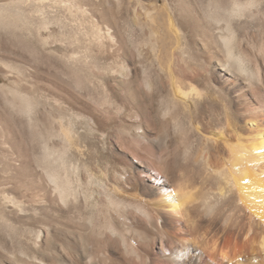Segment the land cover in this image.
Returning <instances> with one entry per match:
<instances>
[{
	"label": "bare ground",
	"instance_id": "1",
	"mask_svg": "<svg viewBox=\"0 0 264 264\" xmlns=\"http://www.w3.org/2000/svg\"><path fill=\"white\" fill-rule=\"evenodd\" d=\"M33 1L38 5L32 13L41 16L36 35L46 46L54 38L40 35L49 28L46 0ZM75 1L65 5L70 15H80V49L61 58L82 78L78 87L98 86L101 106L113 105L118 120L103 122L98 110L89 111L69 90L46 88L27 69L3 62L30 78V88L16 93L29 126L33 112L48 106L56 111V128L37 129L38 176L24 149L14 150L18 158L8 150L2 156L3 173L20 167L25 174L13 186L0 187V230L19 243L18 254L0 249V264H264V42L258 41L264 35V0H169L164 7L158 6L162 0H118V23L141 35L130 43L119 37L118 44L110 26L104 33ZM7 16V25L14 26V15ZM23 28L30 33L31 20ZM114 47L118 55L107 65L93 51ZM173 50L184 64L199 67L186 91L177 84L187 74L165 63ZM148 56L156 62L157 79L145 74L142 86L136 85L129 64L138 63L146 73L152 66ZM90 64L115 77L118 99ZM162 74L173 86L169 92ZM159 121L175 129L188 125L194 136L185 134L175 147L164 143L167 153L157 155L161 141L152 127ZM2 126L0 131H11ZM106 131L116 132L129 152L122 160L109 150ZM90 144H96L101 165L83 156ZM185 169L201 174L205 191L197 194L186 185ZM74 216L85 220L83 227L70 223ZM202 216L220 225V234L203 228Z\"/></svg>",
	"mask_w": 264,
	"mask_h": 264
},
{
	"label": "rangeland",
	"instance_id": "2",
	"mask_svg": "<svg viewBox=\"0 0 264 264\" xmlns=\"http://www.w3.org/2000/svg\"><path fill=\"white\" fill-rule=\"evenodd\" d=\"M71 1L72 0H54L55 3H52L53 0H51L50 2L46 0L43 3L44 10L46 11V17L49 22V28L45 31L41 30L40 35L42 37H46L49 34H52L54 36V38L50 39L49 43L44 46L39 39L40 37L36 35V24L37 22H39L41 16L38 15V13H32V10L37 7L38 3L35 4V1L33 0H0V7L4 8V15L0 17V128L3 127V123L6 124L11 130L9 132L4 131L3 129V131H0V187L13 186L16 182L21 180L22 175L25 174V169H22L20 167H16L13 170L8 169V172L3 173L2 169L3 167H5V164L3 162L4 158L2 157L3 154L6 153L7 150L8 153L12 154L15 153V151L17 152L19 149H24L22 151H26V156H28V159L32 162L31 167L32 169L34 168V173L32 175L38 176L40 174V171L36 169V165L33 161L35 156L38 158L41 156L38 140L39 137L37 136L39 130L37 129H41L45 132V129H50L51 127L56 128V125L51 119V114H55L56 111L50 112L51 110L48 106H46L45 109L44 107L39 106L38 110L36 109V111H34L35 113L33 112L32 116L30 117L33 120V126H29L27 121L28 117H25V115H23L19 111L22 102L17 97L16 93L20 90H28L30 88L27 81V79L30 80V78L22 74V72L20 74L15 69L7 68L3 62L12 64L14 66H19L20 70L22 69L21 71L27 69V71L32 76L31 78L33 79V81L37 82V84L39 85L46 86V88L47 86H51L69 90L74 96L77 95V97H79L81 101L86 104L89 111L95 112L96 110H98L103 122L118 120V113L115 111L113 105L101 106L102 95L101 92L97 90L98 86H90L88 84H84V87H78V85H76L77 79L82 78L78 77L77 73H75L73 69L70 68L61 58L62 54L65 51L72 52L73 50L78 51L80 49L76 44V42H78L76 38H78L79 36V28L76 25L75 21L76 19L78 20L80 15L78 14V16L77 14H75V16H72L68 12L69 4L67 2L70 3ZM74 1L75 0L70 3V6ZM168 1L169 0H162L158 4V6L164 7V4L168 3ZM77 2H79L78 4L83 8V10L86 11L85 19H89L92 22L94 21L95 23L97 22V25L99 24L98 26L102 27L104 33L107 32L106 28L110 26V34H112V37L114 38L112 39L116 44H118L119 37L127 43H130L129 41L139 39L141 37L138 29L133 31L132 27H128L127 25H124L122 27L118 23V0H76L75 3L77 4ZM65 3L68 7H66ZM8 12L13 14L15 17H13L14 26L7 25L9 21L7 16ZM27 19L31 20L30 33L23 30V26H25L29 21H27ZM185 27L187 26L185 25ZM87 30H89V27H87ZM112 39L107 40L109 42H112ZM258 41L259 43H263L264 35ZM172 42L177 41L176 39H172ZM175 46L176 43L174 47ZM93 51L95 52V54H100L98 59L100 62H103L104 65L105 63L106 65L109 63H113V57H116L118 55L117 47L111 49L108 48L107 50H104V52H99L98 50ZM149 56V59H147V63L151 62L152 66H149L147 70L144 68L146 73L142 72V66L138 63L134 62L133 64H129L130 68L132 67V73L137 75V80L135 83L136 85L142 86V82L146 77L145 74L147 76L149 75L154 81H156L157 79L159 70L156 67V62H153L151 60L152 57ZM165 63L166 65L172 64V69H174V67L178 65L187 74L184 79H179L177 84V89L186 91L189 87V84H193V82H190V76H192L194 72H197L199 67L195 65V62L184 64L175 50H173L172 60L166 61ZM87 68L92 71V73L102 76L107 85V89H109L110 93L113 94V96H116V99H118V86L115 82V77H113L112 75L108 76L91 64ZM135 69H138L136 73ZM165 70H168V68H165ZM162 76L163 84L167 92H169L171 88H173V86H171L170 81L166 77H164L165 74H162ZM48 90L52 91V89ZM154 102H156L154 103V109L160 112V102H158V99H156ZM38 112H40V114L42 115L44 123L41 122L40 124L37 121L38 115L36 114ZM3 116L6 122L2 121ZM221 117L222 116L220 115L218 119H220ZM182 125L181 128L179 127L180 129H175L173 128L174 126L171 123H169L167 126H162L161 122L159 121L156 125H154V128L152 127V130L155 133L154 135H156L155 137L158 136L159 142L161 141L159 145V147L161 146L159 148V151L157 149H155L157 151H154L157 155L159 153H167V149L164 143H172V146L175 147V143H179V141H181L185 134H187L189 137L194 136L193 132L190 133L188 131V125H183L184 127ZM43 127L44 129H42ZM94 139L99 142V138L95 137ZM175 140L176 142H174ZM4 141L8 142L6 146L5 144H3ZM106 143H108L107 145L109 146V150L112 151L115 159L117 160H122L125 157L123 154H129V152L121 148L118 141V135L114 131H106ZM95 145L90 144L88 147H86V150H84V148L82 150V154L84 157L86 156L85 158L90 161H101V165L103 159L101 157V154L98 156L99 152ZM12 146L14 147L12 148ZM179 149L181 151L182 147ZM17 156L18 154L15 153L14 157ZM126 159L132 161L131 157L129 156L126 157ZM131 165L135 168V171H137V167H135L133 163ZM138 171L142 170L139 169ZM31 172L32 171L28 170L27 174H31ZM183 172L185 177L184 182L186 181L185 183L189 187H194L195 193L198 192L197 194H201L203 191H205V187L207 186V184L205 181H203L201 174L199 175L196 170L192 172L189 169H185ZM139 176L141 177L142 175H140L139 173ZM34 180L37 181V177L34 178ZM142 180L143 179L141 177V183L147 184V181L143 180L142 182ZM3 184H5V186ZM71 219L73 220H70V223L75 227L81 228L85 224V220L81 219L82 222H80L77 220V216H74ZM200 221H202L201 225L203 226V228L210 229L212 231L213 236L216 237V235L220 234L221 226H211L209 217L202 216ZM18 248L19 243L16 236H8L7 234H5L3 229H1L0 249L5 253L12 254L13 252L18 251ZM118 249L119 247L116 249V251H119ZM156 261L155 264H166L164 261Z\"/></svg>",
	"mask_w": 264,
	"mask_h": 264
}]
</instances>
